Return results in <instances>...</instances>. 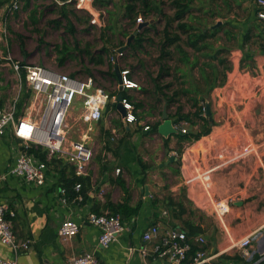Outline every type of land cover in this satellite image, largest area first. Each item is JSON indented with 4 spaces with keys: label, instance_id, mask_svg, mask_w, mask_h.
Here are the masks:
<instances>
[{
    "label": "crops",
    "instance_id": "obj_1",
    "mask_svg": "<svg viewBox=\"0 0 264 264\" xmlns=\"http://www.w3.org/2000/svg\"><path fill=\"white\" fill-rule=\"evenodd\" d=\"M202 1L208 3V0ZM220 7L228 16L220 21L221 24H235L242 37L236 36V43L231 40L227 44L229 54L220 55L221 58L227 57L232 67L225 73L223 84H219L218 79L214 88L203 97L204 104H209L212 120L206 114L209 127L207 133L198 139L185 141L181 140L180 133L162 137L151 132L158 106L154 104L153 95L150 101L155 108L145 104L137 109L134 112L136 121L131 124L126 123L116 104L114 109L105 107L99 121L83 123L80 121L82 102L77 99L73 107H78L79 114L70 119L69 135L72 140H78L86 134L85 142L93 148L90 188L85 201L69 199L66 194L63 202L60 189L64 188L63 180L69 177V169L64 172L62 180L55 164L47 166L46 181L41 186L9 175L15 164L19 141L10 132L0 138V204L7 205L15 213L11 225L16 242L29 241L28 248L19 251L17 264H66L70 258L83 253L95 255L98 264H167L152 251L142 257L139 249L144 245L143 232L153 224L158 225L161 233L171 228L182 229L183 222L199 227L198 235L205 237L206 249L214 253L227 246V239L212 218L209 201L226 198L233 200L225 218L229 235L238 240L256 231L252 259L264 255V105L257 108L252 100L236 109L226 103L221 105L225 93L239 88L237 84H229L230 76L240 62L243 76L256 73L264 77V24L255 16L254 0H225ZM0 15H4V8H0ZM217 21L218 18L215 23ZM248 30L254 32L260 41L258 44H263L262 50L242 51L244 45L241 41ZM233 55L237 57L235 61ZM213 64L218 67L216 61ZM178 67L180 71L175 74L177 79L173 86L188 88L198 82V74L183 78L182 71L186 67L181 64ZM77 75L80 73L75 77ZM130 76L136 81L134 73L131 72ZM126 91L137 102L143 97L140 86L137 90ZM201 104L199 102V106ZM188 111L194 110H185ZM202 116L207 117L205 113ZM178 124L188 126L186 122ZM146 125L150 126L149 130H144ZM192 130L203 131L198 126ZM189 153H194L196 164L189 161L187 165ZM139 161L147 167L146 170L140 167ZM116 169H119L118 174ZM170 175L179 182L168 184L166 178ZM100 190L105 192L103 197L98 195ZM125 191L129 206L134 208L141 204V207L137 215L126 219L121 217L125 230L103 248L98 244L99 229L87 223L86 216L90 212L110 213L107 203H121ZM168 195L179 204L174 212L177 217L164 203ZM152 201H158L156 207ZM67 219L81 227L74 238L63 243L57 237V228ZM153 246L147 245L148 250ZM0 257H13L12 250L1 243ZM220 260L225 264L249 261L237 250L223 254Z\"/></svg>",
    "mask_w": 264,
    "mask_h": 264
},
{
    "label": "built area",
    "instance_id": "obj_2",
    "mask_svg": "<svg viewBox=\"0 0 264 264\" xmlns=\"http://www.w3.org/2000/svg\"><path fill=\"white\" fill-rule=\"evenodd\" d=\"M25 0H9L5 18L10 14L21 11ZM72 8L88 17L90 27L102 29L105 27L107 18V9L96 7L94 0H67ZM61 5V3L59 4ZM255 16L264 24V0H254ZM142 24V18L136 19V26ZM124 51H114L109 55L110 63L119 69L121 84L117 83V88L122 90H137L139 84L134 81L130 74V68H121L120 59L124 56ZM24 64V63H23ZM14 81L11 87V95H8L0 107V138L7 132L19 141L15 164L9 171L13 175L27 183L41 186L46 181L47 164L28 153V150L41 149L47 152L46 160H61L66 165L73 168L76 177L89 176L91 161L93 158V148L85 142V135L78 140H72L69 135L70 110L77 99H81L82 110L80 121L91 124L101 119L106 105L111 102L117 103V96L110 98L99 87L91 77L82 80L77 77H71L67 74L58 73L48 69L43 65H26L21 63H9ZM22 68V70H21ZM24 72V80L22 78ZM22 106L18 110L17 106L22 100ZM121 105L125 111L126 123H134L132 104L121 100ZM203 113L205 104H201ZM155 122L161 123V116L155 118ZM146 125L144 130H149ZM174 129L180 134H186V128L181 124H175ZM119 173V169L115 170ZM76 196L75 201L81 202L82 196L79 194L81 185L75 184L73 188ZM63 202L66 201V190L60 189ZM105 192L99 191V196L103 197ZM233 202L231 198L212 199L209 201L212 208V214L218 227L223 231L227 239V246L214 253L206 249V239L202 235L196 234L188 238L185 230L180 228H171L161 233L158 225H150L142 235L144 245L139 249L142 257H147L149 251L157 256L164 258L167 264H225L220 257L230 251L237 250L245 260H251V248L253 240L257 234L252 231L247 235L235 240L228 233L225 218L230 212V205ZM15 213L5 204H0V243L12 250V258L0 257V264H17V258L20 250L28 248L29 241L17 243L12 230L11 219ZM86 222L99 229L98 244L106 248L125 230V225L119 215L110 213L96 214L90 212L86 216ZM81 225L72 220H64L57 228V237L60 242H66L74 238ZM153 244V248L148 250L147 245ZM197 246V250L191 253L192 247ZM264 260V255L260 257L256 264ZM66 264H98L95 255L83 253L70 258Z\"/></svg>",
    "mask_w": 264,
    "mask_h": 264
},
{
    "label": "trees",
    "instance_id": "obj_3",
    "mask_svg": "<svg viewBox=\"0 0 264 264\" xmlns=\"http://www.w3.org/2000/svg\"><path fill=\"white\" fill-rule=\"evenodd\" d=\"M36 0H25L23 9L29 11L30 19L33 23L37 22V6H34ZM67 0H55L52 6L58 11V18L49 21V25L53 29L63 28L70 36H74L76 29L72 24V18H76V12L72 6L66 3ZM9 0H0V8H4V14L7 13ZM110 0H94V5L96 7H107L109 6ZM121 5V17L122 20L128 22L129 28L136 27V19L141 17L142 19H148L149 16L155 17V22L158 21L157 17L163 22V28L158 36V47L157 55L154 59L157 65V73L151 74L147 72L149 80L152 84V88L141 89V93L149 95V97L154 98V104L163 105L164 102L167 104V111L169 118L173 120L176 124L179 122H186L193 128L198 126V128L203 129V131H193L186 130V134H181V140L191 141L198 139L201 135L207 133L209 127L208 116L206 115V110L204 111L205 116L203 117V107L199 106V102L204 104V95L208 94L214 86L217 84L219 79V84H223L225 81V73L231 69V65L227 60V57L221 58L220 55L229 54V48L227 44L233 40L235 43L238 41V28L235 24L230 22H224L218 26H212L213 21L217 18H224L220 13L222 11L221 5L225 3V0H208V3H203L202 0H122ZM200 2V3H199ZM61 3V5H59ZM168 4L170 11L168 14L164 11V6ZM71 8V10H68ZM199 8L201 15H196L194 9ZM108 12V11H107ZM203 16V17H201ZM65 21V26L62 27V22ZM87 17V21H88ZM146 21V20H145ZM89 23V21H88ZM106 27V28H105ZM102 30V38L107 37L106 44L111 42V38L108 37L106 32L114 33V25L109 24L105 26ZM155 27L154 24L143 28L138 32L135 38L131 40L129 45H127L125 51L128 54L133 55L137 50L143 49L145 42L151 41L150 38L146 37V34L152 31ZM135 31L131 33H124L126 37L131 36ZM250 30L246 31L244 37L241 41L242 45L247 44L250 41ZM19 39V48L23 54H25V45L22 38L17 36ZM109 38V40H108ZM224 42V43H223ZM55 53L57 54V61L59 66H63L67 59L72 58L74 54L79 56H85L88 59V63L92 66H99L105 68V71L97 70L101 79H105L109 86L112 88V92H105L110 98L113 95H121L122 99L129 101L133 106V111L145 107L142 101H135V99L126 90H119L117 88V79L115 74V67L110 63L107 57L112 55L114 51H110L109 46H104L102 49L97 51H91L90 46L79 47L78 43L74 41L73 47L65 42L61 45H56L54 47ZM124 53V52H123ZM123 58V57H122ZM217 62L214 65L213 62ZM171 62V63H169ZM172 63L174 65H172ZM142 65V61H139ZM179 64L185 66L187 69L182 71L183 78L192 77L193 70L197 68L198 72V82L192 83L188 88L173 86L174 80L177 78L175 74L180 71ZM24 64L21 63V66ZM22 70V68H21ZM86 70V69H85ZM132 67H130V71ZM87 74L92 75V71H85ZM132 72V71H131ZM78 72H73L71 77H75ZM22 78L24 80V72H22ZM168 78H172L169 80ZM202 83V84H201ZM1 89V87H0ZM27 93L24 97H28ZM200 96V98H198ZM24 97L18 103V110L22 106ZM185 99L186 103L181 101ZM4 99H0V107H2ZM153 106V104H151ZM188 106L190 110L185 112L184 107ZM107 108L114 109V104L109 102L106 105ZM172 107H175L173 112H170ZM153 108H155L153 106ZM161 116V114H160ZM160 123H155L151 129V132H157V127ZM28 153L34 155L41 161L46 162L47 166L54 165L55 169H59L62 175V180L64 177V172L69 169V177L63 180V187L66 190L67 197L69 199H74L76 193L73 188L75 184L79 183L81 185V190L79 194L82 196V202L88 198V191L90 188V177H76L72 167H68L61 160L52 159L51 161L46 160L47 152L41 149H29ZM139 165L143 170L147 167L139 161ZM128 193L125 191V197L121 203L111 204L107 203L110 209V214L119 215L124 219L131 216L137 215L141 204L132 208L129 206ZM158 201H152L151 204L156 207ZM178 203H175L170 199L167 203V207L174 212L178 209ZM182 211V209H181ZM176 215V213H174ZM177 217V215H176ZM182 229L186 231L188 238L194 237L201 230L199 227H195L190 222H183ZM197 250V246H193L191 253L193 254ZM260 257H254L250 261H246L245 264H253L258 261ZM264 264V260L256 263Z\"/></svg>",
    "mask_w": 264,
    "mask_h": 264
},
{
    "label": "rangeland",
    "instance_id": "obj_4",
    "mask_svg": "<svg viewBox=\"0 0 264 264\" xmlns=\"http://www.w3.org/2000/svg\"><path fill=\"white\" fill-rule=\"evenodd\" d=\"M160 1L166 2V0ZM52 2L53 1L51 0H38L34 3V6H37L36 8L38 11L36 23H33L30 19L29 11L23 9L24 5H22L21 11H18L15 14H10L7 19L4 17L5 14L0 15V99H4V102H7L8 95H11V87L14 81V75L9 65L11 62H18L19 64L24 63L26 65H43L48 69L62 74L79 72L80 75H77V78L84 80L87 77H91L94 79L97 87L101 88L105 92H112V88L109 86V83L105 79L102 80L100 75L96 73L97 70L105 71V68L90 65L85 56L82 57L78 54L77 56L76 54L72 55L73 57L67 59L63 66H59L57 61L58 56L55 53L54 47L56 45H61L62 42H65L73 47L75 41L81 48L89 45L91 51L100 50L104 46H109L110 51H118L120 49L121 51H130L126 50L130 36L126 37L124 33H131L132 31H135L137 26L129 28L128 22L126 20H122V0H110L109 6L104 7L108 11L105 26L109 24L114 25V33L109 31L106 32L108 37L111 38V42L107 44V37L102 38V30L90 27L86 15L79 12H76V18H72V24L76 29L74 36H70L63 28L59 30L53 29V27L48 23L49 21L58 18V11L54 8V6H52ZM163 9L167 14L171 12L168 4H166ZM68 10H71V8H68ZM194 11L196 15H201L199 8L194 9ZM220 14L224 18H218L219 22H217L219 24L217 22L215 23L214 20V23L212 24L213 27L221 25L220 21L228 19V16L224 11ZM157 20L158 21L155 22V17L153 18L152 16H149L148 19H142V24L148 23V26L152 24L155 25L152 31L146 34V37L150 38L152 42H145L143 49L137 50V52L133 55L128 54L129 52H125L123 58L119 61V66L121 68L132 67L131 71L135 74V80L141 89L149 90L152 88L147 72L153 75L158 71L154 59L158 54L157 51H159L157 44L159 41L158 36L164 25L159 17H157ZM65 24L66 23L63 20L62 27H64ZM253 33V31H250V41L243 46L242 51H245L246 49L247 51H257L259 50L258 48L262 50L263 44H258L260 41ZM17 36L22 38L21 40L25 45V54H23L19 48V39ZM240 36L242 37L239 33L238 37L241 38ZM236 59L237 57L234 56L233 61ZM245 59L249 58L245 57ZM139 61H142V65L139 64ZM172 65L174 64L172 63ZM230 65L232 67V63H230ZM244 67L246 68V66ZM87 69L92 71V75L85 72ZM241 70L242 64L240 62L238 64V69H236L230 76L229 84H237L239 85V88H236L235 91L232 90L231 92L225 93L224 96H226V98L221 100V105L226 103L230 108L234 107V109H236L238 107H242L247 100H252L255 104H257V108H259L260 105H264V77H260V75L256 73H250L247 76H243V72ZM194 74H198L195 69L193 70L192 76ZM242 85H244V87ZM150 99L153 98L143 93V97L141 99L139 98V101H142L144 104L151 105ZM208 100L211 101L210 98H208ZM181 102L184 104L186 103V100L183 99ZM162 108L163 105L157 106V110L155 112L156 117L160 116ZM184 109L188 110L189 107L186 105ZM174 110L175 107H173L170 112H173ZM69 113L70 119L77 118L79 114L78 107H72ZM184 128H186V130L192 129L189 125H184ZM193 155L194 153H189L186 156L187 165L189 164V161L196 164V160ZM166 179L168 180V184L178 181V179L174 178L172 175ZM166 198L167 199L164 203L167 205L171 198L169 195ZM212 218L214 219V217Z\"/></svg>",
    "mask_w": 264,
    "mask_h": 264
},
{
    "label": "water",
    "instance_id": "obj_5",
    "mask_svg": "<svg viewBox=\"0 0 264 264\" xmlns=\"http://www.w3.org/2000/svg\"><path fill=\"white\" fill-rule=\"evenodd\" d=\"M146 26H148V23H145V24L143 23V24L137 25L136 32H134L129 37L127 45H129L131 40L136 37L138 32L141 31ZM120 51H121V49L119 50V52ZM115 74H116L117 83L120 86L121 81H120V73H119V69L118 68H115ZM119 90H122V87H119ZM121 100H122L121 95H118L117 96L116 109H117V111L119 113L122 114L123 117H125L126 113L123 110V107L121 105ZM205 110H206L207 115L209 116V120L211 121L212 120L211 117H210L211 112H210V109H209V104L207 102H205ZM161 119H162V122L157 127V134L158 135H160L162 137H168L169 135H177V134H179L178 131L176 129H174V121L169 118L168 111H167V104L165 102L163 104V108H162V111H161ZM145 192L147 194V190L146 189H145Z\"/></svg>",
    "mask_w": 264,
    "mask_h": 264
}]
</instances>
